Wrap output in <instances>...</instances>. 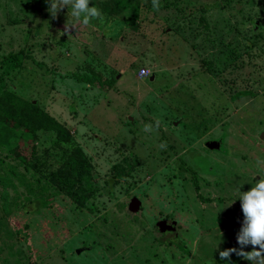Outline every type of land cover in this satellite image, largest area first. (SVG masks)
<instances>
[{
    "label": "rangeland",
    "instance_id": "374dc122",
    "mask_svg": "<svg viewBox=\"0 0 264 264\" xmlns=\"http://www.w3.org/2000/svg\"><path fill=\"white\" fill-rule=\"evenodd\" d=\"M104 1L90 4L104 22L84 26L47 0H0V86L70 136L58 148L39 132L29 172L0 153V264H251L219 253L241 250L237 193L264 160V0H138L136 29ZM75 147L93 191L82 204L49 182Z\"/></svg>",
    "mask_w": 264,
    "mask_h": 264
},
{
    "label": "trees",
    "instance_id": "16d2710c",
    "mask_svg": "<svg viewBox=\"0 0 264 264\" xmlns=\"http://www.w3.org/2000/svg\"><path fill=\"white\" fill-rule=\"evenodd\" d=\"M166 2L164 0V3ZM167 5L170 6L169 4ZM161 6L164 5L161 4ZM186 8H189L190 11L193 10L191 6H187ZM197 8L198 6H196ZM205 8H207V5H201L199 10L203 11ZM102 10L104 14L109 16L123 14L122 26L136 29L141 12V4L138 0H105L102 3ZM203 63L206 69L209 70L210 63ZM18 64L19 61L15 57V65ZM77 79L81 81V78ZM1 81L2 79H0V83ZM250 94L249 91H241L237 92L233 98L238 99ZM41 131L54 132L56 135L54 144L58 148H60L61 143L70 142L68 131L52 116L33 102L20 98L1 85L0 153H6L7 156L16 159L24 168L25 172L35 169L36 165L33 161L36 150L35 143L38 138L37 135ZM24 142H27L29 145L31 144L27 153H24ZM60 160L61 165L55 173L51 174L49 182L52 185L59 186L58 190L60 192L72 194L75 200L79 204H82L84 201H87L88 196L93 192L89 182L88 163L85 161L78 147L72 148L71 150H63L60 155ZM3 164L0 160V165L2 166ZM8 182L9 178L0 176V185L6 187ZM83 186H86V189ZM4 197H6L5 194Z\"/></svg>",
    "mask_w": 264,
    "mask_h": 264
},
{
    "label": "clouds",
    "instance_id": "9594fccd",
    "mask_svg": "<svg viewBox=\"0 0 264 264\" xmlns=\"http://www.w3.org/2000/svg\"><path fill=\"white\" fill-rule=\"evenodd\" d=\"M49 12L55 18L60 11L68 9V15L84 26H88L93 20L100 23L104 22V15L100 9L91 6V0H47ZM152 6L155 11H159L161 4L160 0H152ZM69 28L66 26V29ZM61 35L71 34L66 30ZM145 72L142 69L141 75ZM151 75V72H148ZM160 120L156 121L155 128L153 125H145L142 129L145 133L156 131L160 127ZM166 143H161L160 148L165 149ZM257 169L260 180L255 183V186L250 191L242 192L238 190L239 200L244 215L243 227L240 230L237 241L241 250L235 248L221 251L220 258L230 261L231 255L236 253L238 256L251 262V264H264V160L257 161ZM248 245L253 247L251 252H244L242 249ZM259 250H256V249Z\"/></svg>",
    "mask_w": 264,
    "mask_h": 264
},
{
    "label": "water",
    "instance_id": "95a60500",
    "mask_svg": "<svg viewBox=\"0 0 264 264\" xmlns=\"http://www.w3.org/2000/svg\"><path fill=\"white\" fill-rule=\"evenodd\" d=\"M260 139H264V134L260 135ZM204 147L210 151H215L220 148V143L216 141H209L204 144ZM134 204V203H133ZM81 250L77 251V254H79Z\"/></svg>",
    "mask_w": 264,
    "mask_h": 264
},
{
    "label": "built area",
    "instance_id": "2783aa9c",
    "mask_svg": "<svg viewBox=\"0 0 264 264\" xmlns=\"http://www.w3.org/2000/svg\"><path fill=\"white\" fill-rule=\"evenodd\" d=\"M142 70V69H141ZM141 70L138 72V76L139 78H146L149 74H148V70L146 69H143L145 74L144 75H141Z\"/></svg>",
    "mask_w": 264,
    "mask_h": 264
}]
</instances>
